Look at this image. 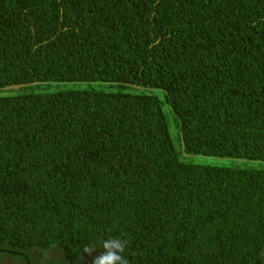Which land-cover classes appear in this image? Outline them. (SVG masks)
<instances>
[{"label":"trees","instance_id":"1","mask_svg":"<svg viewBox=\"0 0 264 264\" xmlns=\"http://www.w3.org/2000/svg\"><path fill=\"white\" fill-rule=\"evenodd\" d=\"M6 88L0 264H264V0H0Z\"/></svg>","mask_w":264,"mask_h":264},{"label":"clouds","instance_id":"2","mask_svg":"<svg viewBox=\"0 0 264 264\" xmlns=\"http://www.w3.org/2000/svg\"><path fill=\"white\" fill-rule=\"evenodd\" d=\"M109 231H111L109 229ZM100 241V240H99ZM130 241L124 236H107L101 241L103 252L93 260V264H130L124 255ZM96 243L86 246L83 251L91 253ZM82 259V257H80Z\"/></svg>","mask_w":264,"mask_h":264},{"label":"rangeland","instance_id":"3","mask_svg":"<svg viewBox=\"0 0 264 264\" xmlns=\"http://www.w3.org/2000/svg\"><path fill=\"white\" fill-rule=\"evenodd\" d=\"M13 88H17V86H14ZM7 90H8V88L1 90L0 94L8 93ZM145 91H152V92L157 93V94L160 93V92H158L157 90H154V89H149V90L145 89ZM170 123L172 124L170 132H171L172 137L174 138V136L176 135V131L177 130H176L175 126L173 125V122H170ZM176 147H177V145H176ZM186 158L187 159H184V160H187V161H190V162H195V163H200V164L217 165V166L232 165V164H235L237 162L236 160L231 159V158L206 156V155H193V154H190Z\"/></svg>","mask_w":264,"mask_h":264},{"label":"flooded vegetation","instance_id":"4","mask_svg":"<svg viewBox=\"0 0 264 264\" xmlns=\"http://www.w3.org/2000/svg\"><path fill=\"white\" fill-rule=\"evenodd\" d=\"M32 257H33V256H32ZM18 264H23V263L20 261V262H18ZM33 264H39V262H38V261H34ZM40 264H41V263H40Z\"/></svg>","mask_w":264,"mask_h":264}]
</instances>
